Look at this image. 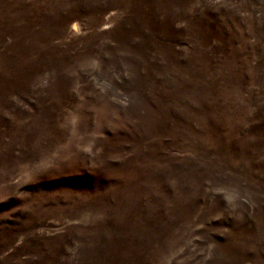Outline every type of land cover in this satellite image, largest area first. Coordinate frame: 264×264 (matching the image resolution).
Wrapping results in <instances>:
<instances>
[{"label":"rangeland","instance_id":"obj_1","mask_svg":"<svg viewBox=\"0 0 264 264\" xmlns=\"http://www.w3.org/2000/svg\"><path fill=\"white\" fill-rule=\"evenodd\" d=\"M0 264H264V0H0Z\"/></svg>","mask_w":264,"mask_h":264}]
</instances>
